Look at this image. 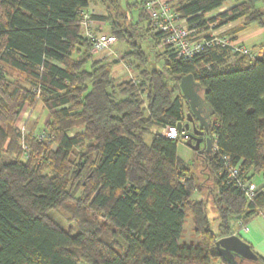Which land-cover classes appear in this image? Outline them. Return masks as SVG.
Wrapping results in <instances>:
<instances>
[{
	"label": "trees",
	"instance_id": "obj_1",
	"mask_svg": "<svg viewBox=\"0 0 264 264\" xmlns=\"http://www.w3.org/2000/svg\"><path fill=\"white\" fill-rule=\"evenodd\" d=\"M92 1L0 0V264H233L223 260L215 242L234 235L233 222L244 225L264 216V43L250 48L254 58L217 46L186 61L164 48L157 69L131 31L145 24L141 36L161 48L144 0L133 16L137 22L129 24L135 5L94 0L105 10L95 22L108 24L109 34L128 46L119 60H95L92 44L82 37L80 14ZM228 2L235 5L209 18ZM261 3L176 0L172 7L191 29L207 33L239 22L231 31L235 35L252 26L264 29ZM120 63L137 73L139 83L117 84L111 70ZM187 76L213 111L209 131L217 151L204 147L200 157L208 172L204 182L216 188L217 233L206 201L193 200L206 184L197 185L179 157L180 142L156 132L186 121L190 107L180 84ZM39 102L51 114L44 131L53 143L26 135L31 150L26 160L17 123L27 106ZM78 129L83 132L70 136ZM75 149L85 150L76 164ZM224 159L240 164L244 181L257 182L254 203L227 184ZM85 180L87 212L74 234L49 213L72 200ZM187 217L197 246L180 243Z\"/></svg>",
	"mask_w": 264,
	"mask_h": 264
},
{
	"label": "rangeland",
	"instance_id": "obj_2",
	"mask_svg": "<svg viewBox=\"0 0 264 264\" xmlns=\"http://www.w3.org/2000/svg\"><path fill=\"white\" fill-rule=\"evenodd\" d=\"M125 1V0H124ZM131 5H135V7L132 8L131 14H127V24L132 23V20L136 23V18L134 19L133 16H137L139 13L138 5L141 4L142 0H126ZM93 6L91 8L95 9L96 14L101 15L105 12L104 8L100 6V4L93 2ZM171 5L173 2H169ZM232 5H235L234 2L227 3L224 7L226 9L231 7ZM259 7L262 8L264 11V4H260ZM227 9V10H228ZM226 10V11H227ZM214 17L215 15H209V18ZM134 24V23H133ZM238 26L240 23H236ZM131 26V25H130ZM234 26V25H233ZM146 25L144 24L141 26V28H133L131 31L134 32L133 34L136 36L137 42H139L147 55L150 57L151 64L153 66L156 65L157 69L162 68L163 61H159L158 58L162 57V54H165L164 48H157V50L154 48V42L151 39H147L141 35L145 34V28ZM95 29L101 33V34H109L111 33V27L106 25H96ZM222 35H228L231 36V31H226ZM252 43H264V33L259 36L257 39H255ZM257 44V45H258ZM128 51V46L124 43L117 42L110 50L105 52L104 54H95L93 50L91 49L90 53L93 55V58L95 60H106L108 62H112L116 59H121V57ZM235 61L234 56H232L231 62L233 63ZM89 67H87L88 69ZM112 77L116 80L117 84L134 80L137 83H139V78L137 76V73L126 63H120L117 66L113 67L111 70ZM16 80V76L14 78ZM12 80L14 83L15 80ZM19 79V78H18ZM19 85H21L23 88H29V86L23 82L18 81ZM188 113H191V109ZM50 112L44 107L42 102H39L34 107H26L24 112L21 114L19 121L17 123L18 128L22 131V133L26 135L32 134V136L37 133H40L44 131L46 123L50 120ZM24 129V131H23ZM77 132H83V129L74 130L73 133L70 134V136L75 135ZM156 132H160L157 130ZM150 137H146V141L150 143ZM26 144V142H25ZM194 144V143H193ZM23 146V144H22ZM204 150V146H201V151ZM85 150L83 149H75L72 152V158L71 160L74 161V163H78V159L80 156L85 153ZM199 150L195 151L187 144L186 141H182L178 145V155L182 157V159L185 161L188 168H190L195 175V177L198 179L197 185L199 184H206V187L202 189L200 192H196L193 196V200L196 202L206 201L207 202V213L209 217L210 227L213 232L217 233L219 225L221 223L219 212L217 208L215 207V204L213 202V197L209 193V187L212 186L211 183L208 181L204 182V179L207 177V171L205 170L206 164L203 162L202 155L198 153ZM210 153L212 152L209 151ZM201 156V157H200ZM204 169V172L201 170ZM205 174V175H204ZM89 186L88 180H85L83 182V185L80 186L78 192L76 195H74V198L72 200L67 201L63 206H61L58 209L52 210L49 213V217L51 220L56 223L58 226H60L65 231H71L72 233L76 234L78 233L77 225L79 223L78 218H81V216L86 214V200L83 198L84 190L87 189ZM76 190V189H75ZM75 190H73L75 192ZM80 215H78V214ZM233 227L237 230L239 229V224L232 223ZM235 225V226H234ZM199 238L195 234L194 225L192 222L191 217H187L185 220L184 225V233L181 239L182 245H199ZM213 264H221V262L218 260L214 262ZM234 264H256L252 261H247L245 263H241L240 259H236Z\"/></svg>",
	"mask_w": 264,
	"mask_h": 264
},
{
	"label": "built area",
	"instance_id": "obj_3",
	"mask_svg": "<svg viewBox=\"0 0 264 264\" xmlns=\"http://www.w3.org/2000/svg\"><path fill=\"white\" fill-rule=\"evenodd\" d=\"M144 4L148 17L151 21L153 32L162 36L161 48H165L168 51L173 52L180 60L191 61L207 49L217 46L229 47L234 54H240L252 58L256 56V51L235 43L231 36L210 34L196 29H191L186 20L179 18L169 2H165L163 0H144ZM80 14L82 16V37L92 44V50L95 54H104L117 43L115 36L110 34H101L95 29V9L89 7L88 9L81 10ZM36 94L37 99L39 100L40 91H36ZM160 134L162 137L169 140L179 142L186 141L188 143L192 140L193 130L191 128L190 130L184 129L182 132H179L177 125H169L164 127L160 131ZM33 139L38 142H46L47 144L53 143V138L45 131L37 133L36 135L34 134ZM22 142L25 150V159L27 160L31 150L25 144L26 139L24 133ZM216 142V137H214L212 146L213 152L217 151ZM224 162L226 164L225 172L227 174V184L240 189L248 203H254L259 190L257 182L255 180L244 181L241 178L240 164L231 166L227 159H224Z\"/></svg>",
	"mask_w": 264,
	"mask_h": 264
},
{
	"label": "water",
	"instance_id": "obj_4",
	"mask_svg": "<svg viewBox=\"0 0 264 264\" xmlns=\"http://www.w3.org/2000/svg\"><path fill=\"white\" fill-rule=\"evenodd\" d=\"M180 88L183 96L189 104L191 113H188L186 121L177 124L179 132H182L184 129L190 130L192 128L195 137H203L205 134H209V126L213 111L200 96L199 85L194 81L192 76H187L182 79ZM196 122L199 123L204 131L198 129ZM204 141L207 143L208 152L211 151L213 140L210 137L207 140H196V144H193L192 141H189L187 144L191 146L193 150H199L200 154L203 155L204 152L201 151L200 148ZM215 249L223 260H226L229 263H233L235 258H240L241 261H258V255L254 252L251 245L237 235L217 240L215 242Z\"/></svg>",
	"mask_w": 264,
	"mask_h": 264
},
{
	"label": "crops",
	"instance_id": "obj_5",
	"mask_svg": "<svg viewBox=\"0 0 264 264\" xmlns=\"http://www.w3.org/2000/svg\"><path fill=\"white\" fill-rule=\"evenodd\" d=\"M165 2H175L176 0H163ZM94 0L91 2V7L93 6ZM230 3V2H228ZM234 5H232L230 8H232ZM228 9V8H227ZM226 7H223L220 11L217 13H214V15L218 13L225 12ZM105 12L101 15H104ZM238 23V22H237ZM96 25H106V23L103 22H96ZM234 25V26H233ZM237 25L236 23H231L229 25L223 26L220 29H209L208 33L210 34H223L226 31H232ZM264 33V29H261L257 26H252L248 28L245 31H242L239 34L232 35V38H237L236 42L238 44H241L243 46L253 48L255 46H258L260 44L258 43H252L255 39H257L259 36H261ZM258 44V45H257ZM200 93V92H199ZM201 96V95H200ZM212 139V137H211ZM206 155V154H205ZM180 157V156H179ZM204 157V156H202ZM182 159V157H180ZM183 160V159H182ZM209 193L210 195H213L216 193V188L212 189V186L209 187ZM207 203V202H206ZM239 229H235L234 235L239 236L241 239H243L245 242L251 245L254 252L264 259V216L263 215H257L251 218L249 221L245 222L244 225L239 223ZM235 226V225H234Z\"/></svg>",
	"mask_w": 264,
	"mask_h": 264
},
{
	"label": "flooded vegetation",
	"instance_id": "obj_6",
	"mask_svg": "<svg viewBox=\"0 0 264 264\" xmlns=\"http://www.w3.org/2000/svg\"><path fill=\"white\" fill-rule=\"evenodd\" d=\"M196 126L198 127L199 130L204 131V129H202L200 127V125H199L198 122H196ZM209 137L211 138L210 132H209V134H205L203 137H199V136L198 137H195L194 135H192V140L191 141H192V143L196 144V140H200V139L207 140ZM201 146H204V147H206L208 149V146H207L206 141H204V143ZM236 259H240V258H235V260ZM235 260H234V262H235ZM234 262H233V264H234ZM243 262L244 261H241V263H243Z\"/></svg>",
	"mask_w": 264,
	"mask_h": 264
}]
</instances>
